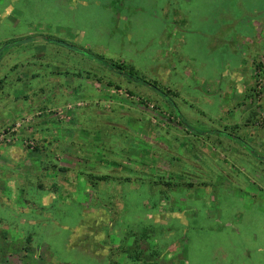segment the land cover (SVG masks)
Returning <instances> with one entry per match:
<instances>
[{
    "label": "rangeland",
    "instance_id": "rangeland-1",
    "mask_svg": "<svg viewBox=\"0 0 264 264\" xmlns=\"http://www.w3.org/2000/svg\"><path fill=\"white\" fill-rule=\"evenodd\" d=\"M136 250L264 264V0H0V264Z\"/></svg>",
    "mask_w": 264,
    "mask_h": 264
},
{
    "label": "crops",
    "instance_id": "crops-1",
    "mask_svg": "<svg viewBox=\"0 0 264 264\" xmlns=\"http://www.w3.org/2000/svg\"><path fill=\"white\" fill-rule=\"evenodd\" d=\"M99 110H97V109H93L92 111H84V113L82 114V113H79V112H77V115H78V117H77V115H75V118H79V116H81V117H83L82 119H77L76 120V122L74 123V121L72 122H69V123H64V124H62V125H60L59 127H57L56 128V131L57 132H62L61 131V129H63V128H65V129H67V127H68V125H71V124H76V123H80L81 125L85 122V121H87L86 119V116H91L93 119H95L96 120V122H91V124H95L96 123V127H98L99 125L101 126L100 127V129L102 130V125H103V123L106 125L107 123H110V124H107L106 126H114V125H116V126H118V124L120 125V122H121V119H120V121H117V120H115L114 119V115L112 114L113 113V111H112V113L111 112H105V114L103 115V114H101L100 112H98ZM88 112V114H85V113H87ZM114 113H116V112H114ZM127 115V114H126ZM181 115V114H180ZM124 115H121V118L123 117ZM113 117V118H112ZM114 119V120H113ZM109 120H112L114 123H112L111 121H109ZM107 121H109V122H107ZM95 126V125H94ZM121 126H125V127H128L127 126V124L125 123H123ZM185 126V125H184ZM70 128H74V126H69ZM84 128V127H83ZM88 129H90L91 131H93L94 129L93 128H95V127H90V126H88L87 127ZM185 128L187 129V130H189V132L190 131H192L193 132V130L190 128V127H187V126H185ZM171 130V129H170ZM134 131H136V130H134ZM138 131V130H137ZM171 132H175V129H173ZM140 134V136L141 137H144L143 135H142V131L141 132H137L136 134ZM219 134H221V138H224L223 137V135H225V136H227V137H229V138H233V137H231L229 134H227V133H222V132H218ZM139 136V135H138ZM199 136H204V135H202V134H200ZM235 139H238L237 137H234ZM233 138V139H234ZM45 144H48V142L47 141H45ZM159 145H160V143H159ZM110 153V152H109ZM109 153H108V155H109ZM107 155V156H108ZM74 154L72 153V154H68V157H69V159H71V160H73V158H74ZM103 157H105V156H103ZM61 159V158H60ZM100 162H102V160H99ZM74 164V163H73ZM70 169L71 168H68V169H66L67 171L66 172H68V171H70ZM73 170V169H72ZM74 171V170H73ZM100 173L101 172H105V169H104V167H103V169L102 168H100L99 170H98ZM76 172L77 173H80V172H84V173H90L91 171L90 170H86V171H81L80 169H78V171L76 170Z\"/></svg>",
    "mask_w": 264,
    "mask_h": 264
},
{
    "label": "trees",
    "instance_id": "trees-1",
    "mask_svg": "<svg viewBox=\"0 0 264 264\" xmlns=\"http://www.w3.org/2000/svg\"><path fill=\"white\" fill-rule=\"evenodd\" d=\"M58 43H61V44H64L63 42H60V41H57ZM64 45H66V44H64ZM100 61L105 65V66H108V67H110V69H117L118 70V72L119 73H122V74H125V75H127L126 74V72H121L122 70H124V68L122 67V66H120L119 64H116V63H109V62H107V61H105V60H101L100 59ZM128 75L129 76H131L132 74L131 73H129L128 72ZM135 79L136 80H139V78L137 77V76H135ZM139 81H142L143 82V84H149L150 82H147V81H145V80H139ZM151 84V83H150ZM129 93H131L130 91H129ZM179 113V112H178ZM179 116H180V113H179ZM181 118V116L178 118V120H179V122L180 123H182L183 125H185V126H187V127H190V125L188 124V123H186L185 121H186V119H183V121L180 119ZM182 121V122H181ZM191 128V127H190ZM192 129V128H191ZM193 130V132L195 133V134H202V132L200 131V130H198V129H192ZM200 131V132H199ZM206 134H208L206 131H204ZM240 139V138H239ZM93 177H95V175H93ZM103 178H105V176H102V177H100V179H103ZM39 186H41V184H39ZM41 188V187H40ZM137 251V250H136ZM135 251V256H133V260L135 261V262H138L139 264H148L146 261H144V260H142L141 259V251H137L136 252Z\"/></svg>",
    "mask_w": 264,
    "mask_h": 264
}]
</instances>
